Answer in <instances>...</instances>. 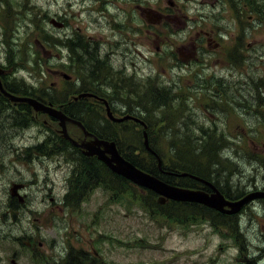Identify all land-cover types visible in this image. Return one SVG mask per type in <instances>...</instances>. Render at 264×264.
<instances>
[{
	"label": "rangeland",
	"instance_id": "rangeland-1",
	"mask_svg": "<svg viewBox=\"0 0 264 264\" xmlns=\"http://www.w3.org/2000/svg\"><path fill=\"white\" fill-rule=\"evenodd\" d=\"M0 68L10 86L56 107L83 92L107 97L117 117L146 122L168 170L173 144L200 154L215 144L224 163L208 168L221 166V192L264 191V0H0ZM3 99L0 264H66L73 251L80 264H264L263 199L222 222L159 217L158 197L133 184L118 194L100 185L77 202L79 158L59 145L58 123ZM96 106L86 122L154 167L144 128ZM191 180L176 183L202 188ZM13 183L28 185L23 201Z\"/></svg>",
	"mask_w": 264,
	"mask_h": 264
},
{
	"label": "water",
	"instance_id": "water-1",
	"mask_svg": "<svg viewBox=\"0 0 264 264\" xmlns=\"http://www.w3.org/2000/svg\"><path fill=\"white\" fill-rule=\"evenodd\" d=\"M173 5L172 2H170ZM51 24L56 28H63L64 24L52 19ZM0 69V74H1ZM66 79H70V76L64 75ZM0 91L1 93L10 99L12 102L26 103L33 108L37 113H44L57 121H59V126L61 127V133L64 138L69 140L74 146L84 149V155L87 157H97L98 160L102 161L113 173L125 178L126 180L132 182L133 184L148 189L159 196L158 202L161 205L166 204L168 201L191 203L203 205L209 209L217 211L221 214H226L229 216L238 215L247 205L258 199H264V191H254L246 194L244 197L238 200L227 199L220 190L211 182L192 175L190 173H174L167 170H163V162L158 153L150 146L149 134L147 131V125L136 117L125 116L122 118H117L111 111V108L107 101H105L107 108L108 118L116 123H121L127 120H133L135 122L141 123L144 128V145L145 149L152 155H154L158 160V167L161 172L165 175L177 176V177H189L202 184L208 186L212 192H206L204 190H192L186 188H180L177 186L170 185L158 177L148 174L145 171L139 169L134 164L126 160L119 152L116 142L101 141L95 139L92 142H87L86 139L79 143L78 141L72 139L67 130V123L70 122L78 126L85 134V137L90 136L86 127L82 122L74 120L66 116L62 111L54 108L52 105H45L42 102L30 98V97H17L8 93L0 81ZM94 95L83 93L78 96V98L92 97ZM76 98V99H78ZM103 147V148H102ZM24 184H14L10 189L11 195L13 197H18L20 201H23L22 196L18 191L24 188ZM12 219L15 221L17 219V212H12ZM246 262V260H243ZM247 263V262H246Z\"/></svg>",
	"mask_w": 264,
	"mask_h": 264
},
{
	"label": "trees",
	"instance_id": "trees-1",
	"mask_svg": "<svg viewBox=\"0 0 264 264\" xmlns=\"http://www.w3.org/2000/svg\"><path fill=\"white\" fill-rule=\"evenodd\" d=\"M7 89L9 92H11L13 94L21 93L24 96L30 95L29 93H25V92H22L21 90H17L13 86L8 87ZM30 96H32V95H30ZM3 100L5 101V98ZM38 100L43 101V99H41L39 97H38ZM44 103L48 104L46 102H44ZM84 103H85V101H84ZM51 104L54 105L53 102H51ZM76 105L77 106H75V109L71 112L70 117L72 119H75V120L82 122L87 128H90V124L86 122V117H85L84 112H81L84 108V105L83 104H76ZM28 109L30 110L31 108L28 107ZM59 142H62V141L59 140L58 143ZM182 143L183 142H181L180 144H173V148H172L173 157H174V161L172 162V169L173 170H168L164 165H163V168L167 169L168 171L174 172V173H190L192 175H195L197 177H200L202 179H205V180L212 182L217 187V185L214 183L213 175H217L216 170H220L221 166H219L218 169H213V168L210 169V168H208V166H213L215 164L218 165L219 164L218 161H222V160H220L218 146L215 144H208V143L201 144L200 147H201L203 152H202V154H200L197 152L196 149H191V148L187 147L186 145H183ZM61 144L62 143H59V145H61ZM66 147L67 146L64 144V146L62 148L67 149ZM39 148H37V149H39ZM205 148H208V152L204 151ZM119 150H120V148H119ZM155 151L157 152V150H155ZM120 153L127 160H129L135 166H137L139 169H141V170H143V171H145L151 175L157 176L158 178H160L161 180H163L164 182H166L170 185L178 186L181 188L197 189V188L193 187V185H187V184H184L182 182L176 183V181H178V179L180 180L183 177L169 176V175L162 174L158 168L157 159L150 153H149V155H150L152 161L154 162V167H149V168H146L145 166H143V165L139 164L138 162H136L135 160H133L128 155H125L121 150H120ZM203 158L205 160V163H202V161L201 162L199 161V160H202ZM222 163H224V162L222 161ZM78 165L80 168V170H79L80 175H79V178L76 180V188L74 189L76 194H77V195H75L77 197V202H79L83 197L85 198L86 194L90 190H92V189H94L100 185H105L109 190L115 191V192H117V194L123 191L121 189L119 191V185L120 184H121L122 188H123V186L125 188L131 187V182L127 181L126 179H124L120 176L115 175L114 173H111L106 167L101 166V164L97 160L95 161V160H87L85 158H80V159H78ZM104 171L106 172L105 175H103ZM106 176H109L110 180H108V178ZM188 178L189 177H186L184 179H188ZM189 179H192V178H189ZM191 181L193 184L202 185V188H199V189H203L205 191H210L209 188H207L206 186H204L200 182H198L194 179H192ZM146 192L149 193L150 198L155 199L156 197H158L152 191L146 190ZM222 193L226 196V198H228L230 200L240 199L244 196V195L242 196L241 194L231 195V194H229V192H225L223 190H222ZM153 207L155 208L157 216H159V217L163 216L166 219L174 218L178 212H181V213L185 214V218H184L183 222L184 221L187 222L190 219H195V218L196 219L197 218L208 219V220H211L213 222H216V221L222 222V220L229 219L228 216L220 214V213H218L212 209H209V208H207L203 205H199V204H190V203H180V202L169 201L165 205H161L158 203V201H154ZM168 207L170 209L167 211ZM182 211H185V212H182ZM161 213H163V214H161ZM232 218H233V216L230 217V219H232ZM77 257L78 256H77L76 252L73 251V253L68 255V257H67L68 261H66L67 262L66 264H75V263L80 264L78 262Z\"/></svg>",
	"mask_w": 264,
	"mask_h": 264
},
{
	"label": "flooded vegetation",
	"instance_id": "flooded-vegetation-1",
	"mask_svg": "<svg viewBox=\"0 0 264 264\" xmlns=\"http://www.w3.org/2000/svg\"><path fill=\"white\" fill-rule=\"evenodd\" d=\"M170 2H172L173 3V5H171L170 4ZM169 2V4L171 5V6H173L174 7V5H175V3H174V1H170ZM155 14H157L158 12H156V11H154V10H152ZM159 16H161V15H159ZM157 19H158V21L159 22H161L162 21V19L163 18H161V17H157ZM61 22V21H60ZM62 23V22H61ZM64 23V28H62V29H58V30H64L65 29V27H66V23L65 22H63ZM109 42L107 41V42H103V45L105 46V47H108V44ZM106 49V48H105ZM182 55H184V53H182ZM188 57H191V56H188V55H186V58H188ZM191 59V58H190ZM92 71V70H91ZM5 73H3L2 75H1V77H0V79L2 80V76L4 75ZM56 75L58 76V78H62V79H64V80H66V81H71V79L70 80H68V79H66L65 77H64V75H65V73L64 72H61V71H57L56 72ZM93 78V77H92ZM89 79H90V76H89ZM2 83H3V86L7 89L8 87H10V84L8 83V82H6V81H3L2 80ZM8 90V89H7ZM87 93H90V94H92V95H94V97H87V98H85V99H78V100H76V96H74V98H73V100H71L70 102H68L67 104L65 103V104H62V105H59L58 106V108H60L68 117H70V114H71V112L75 109V106H77L76 104H83L84 105V108H83V110L81 111V112H84V114L86 115V112L87 111H92L93 110V106H96V107H102V106H105V109H106V113H107V108H106V104H105V101H107L108 102V104H109V106H110V108H111V105H110V103H109V100H107V97L105 98V96H103V95H99V94H97V92H87ZM16 95H19V96H24L23 94H21V93H16ZM2 96V95H1ZM2 98H5V97H3L2 96ZM84 101H85V103H84ZM2 103L3 104H8V103H11L10 101H8V99L7 98H5V101H3L2 100ZM15 105H17V106H19V108H21V110H23V111H25V112H30V110L28 109V107L26 106V105H24V104H18V103H15ZM94 110H96L97 111V109L95 108ZM111 111H112V113L114 114V116L115 117H117L116 115H115V113H114V111L112 110V108H111ZM125 116H131V117H136V118H139V117H137L136 115H132V114H127V115H124V116H122V117H125ZM107 117V116H106ZM122 117H117V118H122ZM108 118V117H107ZM51 120H53L54 122H56V120L55 119H52V118H50ZM109 119V118H108ZM141 119V118H140ZM142 120V119H141ZM109 121L110 122H112V123H115V124H122V123H116V122H113V121H111L110 119H109ZM128 121H133V120H128ZM144 121V120H143ZM127 122V121H126ZM133 122H135V121H133ZM145 122V121H144ZM135 123H137V124H139L138 122H135ZM146 123V122H145ZM70 125L69 126H73V128H78L76 125H73V124H71V123H69ZM139 125H141V123L139 124ZM142 126V125H141ZM143 127V126H142ZM69 128V127H68ZM80 129V128H79ZM87 129V131H88V133L90 134V136H87V137H85V134H84V132L83 131H81V134L79 135H77V134H74V133H72V132H70L69 131V129H68V133H69V136L72 138V139H74V140H76V141H78L79 143H82L85 139H86V141L87 142H92V141H94L95 139H97V140H101V141H109V142H116V145H117V148L119 149L120 148V145H119V143L117 142V140L115 139V135H107V134H104V133H102V132H99V131H97L95 128H93V127H91V125H90V128H86ZM55 131V133L54 134H56L58 137H59V140L60 141H62L61 143L62 144H65L67 147V149L68 150H71L72 152H74V154L80 159V158H85V159H87V160H97L100 164H101V166H104V167H106L108 170H109V168L102 162V161H100V160H98V158L97 157H87V156H85L84 155V149H82V148H80V147H76V146H74L69 140H67V139H63L62 137L60 138V134H59V128H57V129H55L54 130ZM143 135H144V131H143ZM143 139H144V137H143ZM70 144V145H69ZM143 145H144V140H143ZM144 147H145V145H144ZM103 148V147H102ZM110 171V170H109Z\"/></svg>",
	"mask_w": 264,
	"mask_h": 264
},
{
	"label": "bare ground",
	"instance_id": "bare-ground-1",
	"mask_svg": "<svg viewBox=\"0 0 264 264\" xmlns=\"http://www.w3.org/2000/svg\"><path fill=\"white\" fill-rule=\"evenodd\" d=\"M224 181V180H223Z\"/></svg>",
	"mask_w": 264,
	"mask_h": 264
}]
</instances>
